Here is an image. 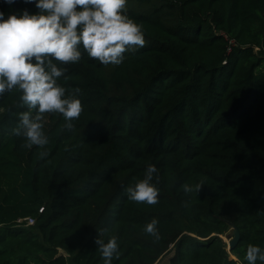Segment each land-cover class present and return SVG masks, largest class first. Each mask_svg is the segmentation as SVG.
I'll return each instance as SVG.
<instances>
[{"label":"trees","instance_id":"1","mask_svg":"<svg viewBox=\"0 0 264 264\" xmlns=\"http://www.w3.org/2000/svg\"><path fill=\"white\" fill-rule=\"evenodd\" d=\"M25 8L0 0L6 14ZM126 13L145 45L119 65L86 52L67 65L60 83L80 88L83 110L71 129L46 114V156L11 132L18 92L0 95V264H103L99 227L118 238L113 264L170 251L168 264H239L264 242V0H127ZM148 163L159 202L128 200ZM200 180L185 205L181 185ZM153 217L159 240L143 231Z\"/></svg>","mask_w":264,"mask_h":264},{"label":"clouds","instance_id":"2","mask_svg":"<svg viewBox=\"0 0 264 264\" xmlns=\"http://www.w3.org/2000/svg\"><path fill=\"white\" fill-rule=\"evenodd\" d=\"M11 6L15 0H3ZM36 11L0 10V95L16 90L18 121L11 132L24 138V147L37 146L46 156L49 142L45 131L46 114L59 113L64 127L82 112L80 88L60 83L70 77L67 65L81 60L84 52L103 65H119L126 51L146 43L143 26L127 15V0H27ZM159 168L148 163L142 178L124 187L130 201L156 204L161 189ZM204 181L184 183L182 192L187 205L197 195ZM156 217L145 222L143 231L154 240L160 239ZM97 249L103 264H113L120 256L115 235L104 238L107 227L96 228ZM239 264H264V242L249 243Z\"/></svg>","mask_w":264,"mask_h":264},{"label":"rangeland","instance_id":"3","mask_svg":"<svg viewBox=\"0 0 264 264\" xmlns=\"http://www.w3.org/2000/svg\"><path fill=\"white\" fill-rule=\"evenodd\" d=\"M232 231H233V228L230 225V228H228L227 231L222 235V238L226 242L227 247H228L229 240L233 237ZM172 253L173 252L170 251V252L166 253L165 255L161 256L159 258V260H157L156 264H168L169 257H170V255H172ZM68 263L71 264V262H68Z\"/></svg>","mask_w":264,"mask_h":264},{"label":"water","instance_id":"4","mask_svg":"<svg viewBox=\"0 0 264 264\" xmlns=\"http://www.w3.org/2000/svg\"><path fill=\"white\" fill-rule=\"evenodd\" d=\"M230 225L233 228V231H232L233 237L228 242V249L232 248L239 238V230L237 229V227L233 225L232 223H230Z\"/></svg>","mask_w":264,"mask_h":264},{"label":"built area","instance_id":"5","mask_svg":"<svg viewBox=\"0 0 264 264\" xmlns=\"http://www.w3.org/2000/svg\"><path fill=\"white\" fill-rule=\"evenodd\" d=\"M21 220L22 219H18V221H21ZM24 220H26V222L29 224L34 222V218L31 216L24 218Z\"/></svg>","mask_w":264,"mask_h":264},{"label":"crops","instance_id":"6","mask_svg":"<svg viewBox=\"0 0 264 264\" xmlns=\"http://www.w3.org/2000/svg\"><path fill=\"white\" fill-rule=\"evenodd\" d=\"M159 260V259H158ZM157 262V261H156ZM69 264V263H68ZM156 264V263H155Z\"/></svg>","mask_w":264,"mask_h":264}]
</instances>
